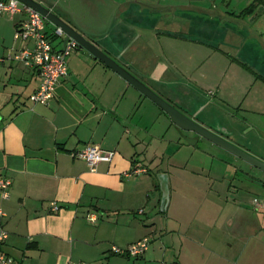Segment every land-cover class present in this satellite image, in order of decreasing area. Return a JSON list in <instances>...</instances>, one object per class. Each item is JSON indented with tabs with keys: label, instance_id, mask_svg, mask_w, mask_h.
<instances>
[{
	"label": "crops",
	"instance_id": "1",
	"mask_svg": "<svg viewBox=\"0 0 264 264\" xmlns=\"http://www.w3.org/2000/svg\"><path fill=\"white\" fill-rule=\"evenodd\" d=\"M36 1L67 15L86 38L231 143L251 153L234 137L250 129L264 137V27L231 18L245 15L254 21L264 14V0L252 14H241L252 0H245L238 14L225 13L214 0L209 5L198 0ZM24 17L22 12L0 15V175L11 181L6 197L0 190V228L7 232L0 251L14 264H240L243 258L249 263L246 247H238L243 235H233L234 225H245L239 190L227 169V159L234 156L226 152L224 159L204 151L200 160H209L207 170L188 171L185 163L170 171L169 161L162 169L164 154L153 153V140L155 150L179 147L178 127L82 47L67 56L68 74L55 84L53 96L44 104L34 103L30 95L39 86V74L8 56L22 46L14 32ZM49 25L54 27L47 23V31ZM162 38L175 44L206 43L212 47L207 60L230 58L244 81L239 72L224 81L229 63L219 78L213 76L215 66L203 70L201 80L182 74L167 60ZM87 143L112 151V158L90 169L71 154ZM193 154L191 160H196ZM155 173L168 176L163 207ZM52 202L58 205L55 211ZM159 205L161 213L152 215ZM143 237L149 244L137 258L113 250Z\"/></svg>",
	"mask_w": 264,
	"mask_h": 264
},
{
	"label": "rangeland",
	"instance_id": "2",
	"mask_svg": "<svg viewBox=\"0 0 264 264\" xmlns=\"http://www.w3.org/2000/svg\"><path fill=\"white\" fill-rule=\"evenodd\" d=\"M198 1H200L201 4H205V5H209L212 2V1L210 2V0H198ZM214 1L215 3H217V5H219V9L224 10L225 13L234 12L238 14L242 6L246 4L245 0H230L229 2L224 0H214ZM231 18L234 20H240L244 24L252 28L264 27V14L262 13L258 14L254 21L250 19L251 16L247 17L245 15H243L242 17L233 16ZM53 28L54 27L52 25L49 28H47L48 32L50 31L52 32L53 30L51 29ZM161 43L167 60L170 63L176 65L175 67H177L178 70H180L181 73L184 75H190V76L193 75L194 79L201 80L199 78L202 77L201 74L202 71L209 70V68L215 66L217 67L216 70L217 72L216 75L213 76L219 78L221 74L226 73L225 65L229 63L227 66H229L230 68L227 71V76L224 79V81L231 80L238 72L240 73V76L237 77H243V81H244V74L241 73V70L237 68L235 63L234 65H230V58L225 56V58L223 57L224 61L222 62L216 61L215 58H210V60H207L208 54H210L209 49H211L212 47H210L206 43L198 42V41L195 42L186 41L185 43L181 42L175 44V43H171L169 40L165 38H162ZM248 79H249L248 81L250 82L251 79L250 78ZM241 114L242 112L239 111V115ZM261 123L264 124V119H262ZM245 129L246 128H244L243 130ZM153 131L154 134L157 133L156 129L154 130V128ZM171 135L172 134L170 133L169 136ZM244 135H245L244 137L247 138V141L245 140L246 142H244V140L240 139L238 143L248 147L251 151V154L253 153V155L256 156L257 158L264 157V137L259 138L257 133H255V131L251 129L247 130ZM153 144H154L153 145L154 154H157L158 156H161L162 153L164 154V162L162 165V169H166L167 161H169L170 164L168 165V168L170 169V171H175L176 168L177 170H181L185 165V163H187L186 168L188 169V171L190 170L197 171L202 168L207 170V168L209 167V160L207 161L200 160V158L204 154L203 153L204 151H210L218 155V157L224 159H226L224 153L226 152L228 153L227 150L217 145H214L210 141H206V139H200L194 145L185 142V140L181 137L179 141V147L173 148V146L170 145L169 148L167 149H159V150H155L157 144L156 140H153ZM177 148L178 150H176ZM192 154L194 155L192 158H195L196 160L194 159L191 160L190 155ZM229 154H231L234 157L233 158L230 157L229 160L227 159V162L230 163L229 167L227 166V169L228 170L231 169L230 174H231L232 183L239 190V193H237V198L240 199L239 206L242 215L240 219L242 223H245V225L243 226L234 225L233 235H236V233H238V235L240 234L243 235V241L238 246L239 250L240 251L244 250V248L246 247L245 250L249 252L247 254V259L249 260V263L246 262L244 258L242 260H239L238 263L264 264V205H262L258 209L252 203L253 198H255L259 200L262 204H264V171L249 164L247 161L235 156L232 153ZM215 163H217L216 165L217 169L222 170L224 168L222 165H220L218 161H216ZM150 173L154 174L152 171ZM158 174L159 173H155L157 178H158ZM175 184H177V182L175 183L172 178L171 185L174 186ZM203 185H205L206 187L208 186L207 182L204 183ZM160 213H161V205L154 208V210L152 211V215L160 214Z\"/></svg>",
	"mask_w": 264,
	"mask_h": 264
},
{
	"label": "built area",
	"instance_id": "3",
	"mask_svg": "<svg viewBox=\"0 0 264 264\" xmlns=\"http://www.w3.org/2000/svg\"><path fill=\"white\" fill-rule=\"evenodd\" d=\"M22 12L25 17L20 20L14 32V39H20L22 46L8 56L22 62L26 67L37 71L40 82L37 89L30 95L34 103H46L54 93L55 84L68 74L67 56L74 49L78 48V42L69 37L64 39L65 34L58 27L54 26L52 32L45 29L46 19L36 9L20 2L19 0H0V15L3 13L15 14ZM60 41V47L53 44V40ZM72 156L84 159L90 169L94 170L100 161H109L112 158V151L102 149L97 144L87 143L82 148L72 151ZM138 171V170H135ZM134 171V172H135ZM11 181L7 177L0 175V190L2 195L7 196L6 189ZM255 207L259 208L262 204L259 200L253 199ZM58 205L51 203V210H57ZM142 210H140L141 212ZM0 208V215H2ZM90 221L95 220V216L88 215ZM7 238V232L0 228V243ZM149 238L143 237L126 248L113 247L118 253H125L132 257L141 256L147 249ZM1 264H14L13 258L3 251H0ZM67 264H84L81 261H68ZM158 264H174L172 262L160 261Z\"/></svg>",
	"mask_w": 264,
	"mask_h": 264
},
{
	"label": "water",
	"instance_id": "4",
	"mask_svg": "<svg viewBox=\"0 0 264 264\" xmlns=\"http://www.w3.org/2000/svg\"><path fill=\"white\" fill-rule=\"evenodd\" d=\"M20 2L36 9L46 19V23H51L55 27H58L65 34L64 39L69 37L74 38L78 42V48L82 47L90 52L93 56L98 58L112 70L117 72L126 81L132 84L138 91L153 101L158 107H160L170 118V120L178 127V133L185 142L189 144H195L198 141V137L188 136L187 132L195 133L201 138L210 141L214 145H217L235 156L247 161L249 164L264 171V160L257 158L241 147L231 143L218 133L206 128L190 115L184 113L172 103L167 101L158 92L153 90L150 86L140 80L135 74L130 72L127 68L113 59L107 52H105L100 46L86 38L80 31L77 30L69 21L67 15L60 14L56 9L50 6L47 2H39L36 0H19ZM160 185L162 189L161 205L166 204L168 199V176L166 173L159 174Z\"/></svg>",
	"mask_w": 264,
	"mask_h": 264
},
{
	"label": "trees",
	"instance_id": "5",
	"mask_svg": "<svg viewBox=\"0 0 264 264\" xmlns=\"http://www.w3.org/2000/svg\"><path fill=\"white\" fill-rule=\"evenodd\" d=\"M259 0H252L249 5L244 7L241 14H252L256 8L261 4Z\"/></svg>",
	"mask_w": 264,
	"mask_h": 264
},
{
	"label": "flooded vegetation",
	"instance_id": "6",
	"mask_svg": "<svg viewBox=\"0 0 264 264\" xmlns=\"http://www.w3.org/2000/svg\"><path fill=\"white\" fill-rule=\"evenodd\" d=\"M156 87L159 89V91L164 92L163 90H161V89L159 88V86L154 85V88H156ZM208 102H209V101H208ZM186 104H187V102H186ZM208 104H209V103H208ZM187 106L190 107L189 104H187ZM187 106H186V107L183 106L184 109H187V110H188L189 108H188ZM190 108H191V107H190ZM188 113H189V112H188ZM190 113H192V112H190ZM194 114H195V113H194ZM195 115L197 116V114H195ZM227 130H228V129H227ZM233 130H234V129L232 128L231 131H233ZM242 132H244V130H243V131L241 130V132H239V134H241ZM244 136H245L244 133H242L241 136H240L241 138L238 137V136H235L234 139H235V141H239V140L241 139V140H244V142H246V141H247V138H245ZM244 138H245V139H244ZM245 140H246V141H245ZM248 140H249V139H248ZM247 152H248V151H247ZM261 160H264V159H261Z\"/></svg>",
	"mask_w": 264,
	"mask_h": 264
}]
</instances>
